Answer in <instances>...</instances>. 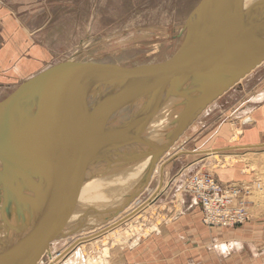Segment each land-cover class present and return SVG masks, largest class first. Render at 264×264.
I'll use <instances>...</instances> for the list:
<instances>
[{
	"label": "water",
	"instance_id": "95a60500",
	"mask_svg": "<svg viewBox=\"0 0 264 264\" xmlns=\"http://www.w3.org/2000/svg\"><path fill=\"white\" fill-rule=\"evenodd\" d=\"M198 3L189 13L182 42L170 58L131 67L62 61L0 102V214L7 228L6 237L0 241V264H37L49 245L62 235L65 191L83 177L63 185L58 157L67 137L80 123L118 106L130 109L138 97H148V109L139 118L103 126L101 133L100 128L94 129L89 135L88 152L96 167L112 157L114 150L137 143L149 148L147 152L116 155V161L109 165L151 156L154 166L207 105L263 64L264 0L241 15L231 14L228 0ZM176 97L183 100L185 108L175 128L166 134L167 142L154 145L138 138L162 103ZM24 104L30 107L26 114L18 111ZM16 111L23 116L19 124L12 118ZM100 155L105 156L102 161ZM83 162V167L89 164L84 155ZM151 172L140 184L138 194L149 185ZM12 202L31 207V214L25 215L20 209L11 221Z\"/></svg>",
	"mask_w": 264,
	"mask_h": 264
},
{
	"label": "rangeland",
	"instance_id": "374dc122",
	"mask_svg": "<svg viewBox=\"0 0 264 264\" xmlns=\"http://www.w3.org/2000/svg\"><path fill=\"white\" fill-rule=\"evenodd\" d=\"M5 1L19 10L25 21L32 23L33 27L45 23V29L40 36L41 42L56 55L55 58L49 59V65H57L62 61H77L131 67L160 63L170 58L182 42V29L189 13L200 0ZM9 95L8 90L0 91V102L6 100ZM223 96L207 107L184 131L180 140H177L170 158L179 150L192 152L236 144L248 145L242 144L243 139L249 142L250 138L259 136L256 131L246 135L245 132L255 125L264 130V63L249 74L247 80L237 84ZM66 147L60 167L65 165L64 167L68 168V165L77 163L83 167L86 164L83 162V153H78L77 150L73 152L68 145ZM127 150L128 146L116 149L112 157H107L104 161V157L100 155L99 160L102 162L94 168V172L101 175L112 170L109 164L116 161V155H128ZM231 152L234 154L231 155ZM228 156H232V160ZM64 161H67V164H63ZM158 168L150 179L149 186L139 194V201H147L151 197L150 194L157 190L164 180L156 198L151 199L146 207L139 208L118 227L110 228L106 232L96 234L97 236L94 235L90 241L83 242L80 245L81 257L75 261L76 264H112L113 259L116 262L117 254L122 256L123 251L136 247L140 242H146L150 237L187 233L189 225L185 220L194 218L197 229L200 228L198 232H211L214 240L219 239V242L232 239V236H227L228 233L224 235V231L231 234L234 231H242L243 234L238 235L239 240L254 239L264 246V236L260 235L264 230V147H255L254 150L241 148L236 152L226 150L219 156L179 153L165 162L163 167ZM196 172L208 174L225 185L238 184L253 190L256 184H260L262 192L254 191L248 199L254 203L252 219L233 229L203 227V223H200L202 214L198 208H195V211H186L187 205L195 200L183 192V183ZM11 205L16 206V203L12 202ZM133 208L134 206L131 209ZM100 216L102 215L98 212L96 218ZM9 218L12 221L17 217L10 215ZM80 224L69 233H62L61 238L51 243L53 254L63 252L81 234L92 232V227L103 225L104 222L102 218L100 222L92 224V227H85L84 220ZM4 226L5 224L3 231L7 229ZM5 237L6 234L0 236V241ZM237 258L238 255L232 252L229 260ZM84 259L88 262L83 261ZM48 260L49 256L45 253L39 264H47Z\"/></svg>",
	"mask_w": 264,
	"mask_h": 264
},
{
	"label": "bare ground",
	"instance_id": "6f19581e",
	"mask_svg": "<svg viewBox=\"0 0 264 264\" xmlns=\"http://www.w3.org/2000/svg\"><path fill=\"white\" fill-rule=\"evenodd\" d=\"M228 3L231 9V14L241 15L248 10H252L253 8L257 7V4L260 3V0H228ZM260 66L250 71L248 73V76ZM248 76H246V78H248ZM244 80L245 78L241 79L239 82L235 83L234 86L242 83V81ZM232 88L228 89L227 92H229ZM227 92H225L223 95H225ZM193 93L196 92L194 91ZM223 95H221L220 97H222ZM220 97L216 100L220 99ZM216 100L207 105V107H209L212 103H215ZM182 101L183 100L181 98L176 97L169 98L167 101L162 103L161 108L149 121L147 126L138 134V138L149 141L154 145H162L163 143L167 142L168 136L166 134L172 132V130L175 128L177 123L176 120L185 108V106L182 104ZM148 103V97H138L136 101L132 103L130 109L124 108L123 106H118L115 110H112L110 112L103 111V113L97 114L96 116L89 118V120L80 123V125H78L74 129V131L67 137V142L60 149L58 159L64 158L65 155L63 152L67 150L66 146L68 145V148H71L73 152L77 150L78 153H83L85 161H88L89 164L85 167L80 168L77 164L68 165V168L64 167L65 165L60 167V181L65 186L73 183V181L77 177L83 176L84 178H81L79 184L77 183L73 188L71 187L65 191V208L63 209V214L60 222L62 233H69L73 228L77 227V225H81L80 222L82 220L85 221V227H89L96 222H100L102 218L104 224L97 225L98 227L94 226V228L91 226L93 229L92 232L81 234L71 243L72 245L64 249L63 252L59 254H53L51 252L50 244L48 251H46L47 255L49 256V261L47 264H63L65 262H67L68 264H76L75 261L78 260V257H81L80 245L83 242L90 241V238L96 234L98 235L101 232L108 231L110 228L118 227L122 221H125L126 219L130 218V216L134 215L139 208L146 207L148 205L147 203H149L151 199L154 200L156 198L159 190L161 189L160 187H162V185L164 184V180L161 181L160 187L157 188V190H154L150 194L151 197H149V199L145 202L139 201L140 193L138 194V192L140 191L138 190L140 184L145 181L149 172L152 170L149 176V181H151L150 179H152L153 174H155L154 172L159 169L158 167H163V164L165 162L169 161L177 154L187 153L189 155L196 156H219L226 150H232L236 152V150H239L241 148L254 150L255 147L258 146L262 148L264 147V142H250L248 145L236 144V146L231 147L207 148L202 150H195L192 152L187 150H179L175 155H171L170 158L169 156L173 151L176 143L180 140V137L178 141L168 150V152L163 154V157L157 160L154 166H152L153 158L151 156H148L146 158L135 160L134 162H128L126 164L116 163L115 165H111L113 169L105 172L103 175H98L99 172L95 173V167H93L94 163L91 162L92 156L88 152V142L89 139L91 140L89 135L95 132L94 129L100 128L99 133H101V129L103 126H110L118 123H127L128 121L139 118L147 111ZM29 109L30 107L24 104L21 105L20 108H18V111L26 114L29 112ZM205 110L202 111V113L197 118H199L205 112ZM30 114L33 115L34 110L31 109ZM12 118L15 121V124H19V120L22 119L23 116H19L16 111L12 114ZM25 123L26 122H24L23 119L22 124L24 125ZM251 136L252 135H250V137ZM253 139L255 138H250V140ZM233 140H235V138ZM148 149L149 148L145 147L144 145L133 143L132 145L128 146L127 152H129L128 156H132L135 153L147 152ZM230 154L233 155L234 153L231 152ZM228 157L231 158L232 156ZM63 164H67V161H64ZM162 173L163 172H161V174ZM44 188H46L45 184H43V189ZM1 189L2 187L0 184V208H2L1 196L3 194ZM129 200L130 203H127V201ZM133 206L134 208L131 209ZM30 208L31 207L29 206L24 207V205L22 206V204L19 203L17 206L11 205L9 211L14 217L17 215L18 211L22 209L21 213H24L25 215L27 214L29 216L32 210ZM98 212L102 216L98 217L97 219L96 214ZM117 212L120 213L114 217ZM86 215L89 216L86 217ZM3 220L4 215L2 217V214H0V236H3L5 234V231H3ZM91 227L89 229H91ZM78 240L80 242L77 243ZM75 243H77V245H75ZM222 249L224 250L225 247H223ZM83 261L86 262V259H84Z\"/></svg>",
	"mask_w": 264,
	"mask_h": 264
},
{
	"label": "crops",
	"instance_id": "0c3cea01",
	"mask_svg": "<svg viewBox=\"0 0 264 264\" xmlns=\"http://www.w3.org/2000/svg\"><path fill=\"white\" fill-rule=\"evenodd\" d=\"M24 18L13 5L0 0V91L8 90L10 94L14 91L12 89L38 75L36 73L51 67L47 62L56 56L41 42L40 36L45 29V23L33 27L32 23L26 22ZM255 131L259 136H255V139L249 142L243 139L242 144L264 142V130L256 125L247 130L245 135ZM195 208L201 213V209L194 201L187 205L186 211H195ZM194 219L185 220L189 225L187 233L150 237L146 242H140L136 247L123 251L122 256L116 253L117 260L115 262L113 259L112 264H264L263 244L254 239L239 240L238 235H242V231L238 233L234 231L233 234L224 231L223 234L228 233L227 236H232V239L219 242V239L214 240L211 232H198L200 228L197 229ZM200 223L202 224L201 221ZM191 224L193 228L190 229ZM202 226L207 228L204 224ZM260 235L264 236V230ZM232 252L238 255V258L230 261ZM39 262L41 261L39 260L37 264Z\"/></svg>",
	"mask_w": 264,
	"mask_h": 264
},
{
	"label": "built area",
	"instance_id": "2783aa9c",
	"mask_svg": "<svg viewBox=\"0 0 264 264\" xmlns=\"http://www.w3.org/2000/svg\"><path fill=\"white\" fill-rule=\"evenodd\" d=\"M254 191L262 192L261 185L256 184L253 190L238 184L225 185L200 172L183 183V192L199 205L201 222L208 228L233 229L248 223L254 208L248 199Z\"/></svg>",
	"mask_w": 264,
	"mask_h": 264
}]
</instances>
